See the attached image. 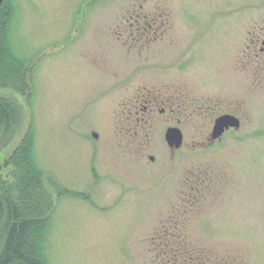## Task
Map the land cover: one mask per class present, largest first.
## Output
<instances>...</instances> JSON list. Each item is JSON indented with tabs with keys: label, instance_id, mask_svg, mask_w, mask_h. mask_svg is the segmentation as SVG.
Wrapping results in <instances>:
<instances>
[{
	"label": "rangeland",
	"instance_id": "1",
	"mask_svg": "<svg viewBox=\"0 0 264 264\" xmlns=\"http://www.w3.org/2000/svg\"><path fill=\"white\" fill-rule=\"evenodd\" d=\"M262 1H2L1 196L45 264H264ZM230 110L245 127L211 142Z\"/></svg>",
	"mask_w": 264,
	"mask_h": 264
},
{
	"label": "trees",
	"instance_id": "2",
	"mask_svg": "<svg viewBox=\"0 0 264 264\" xmlns=\"http://www.w3.org/2000/svg\"><path fill=\"white\" fill-rule=\"evenodd\" d=\"M2 50L0 58L8 56L5 42ZM13 116L9 103L0 98V127L11 125ZM26 151L24 148L21 157L26 155ZM41 226L38 218L29 217L19 204L1 196L0 179V264H45L33 238Z\"/></svg>",
	"mask_w": 264,
	"mask_h": 264
},
{
	"label": "flooded vegetation",
	"instance_id": "3",
	"mask_svg": "<svg viewBox=\"0 0 264 264\" xmlns=\"http://www.w3.org/2000/svg\"><path fill=\"white\" fill-rule=\"evenodd\" d=\"M257 5L258 6L255 7H259L260 9L253 10L256 11L254 15L257 17L255 21V28H251L249 31L252 38L246 42L242 53L243 62H245L242 74H244L245 77H249L254 90L264 95V1H262V3H258ZM143 109L147 110V106L144 105ZM241 111H245V106H243ZM226 114L236 117L239 121L238 125H230L228 128L224 129L219 137H213L214 125L217 120L215 119L211 130V142H215L224 136H228L233 131H241L243 127H245L246 123L244 121L242 122V118L237 112L230 110L228 113L226 112Z\"/></svg>",
	"mask_w": 264,
	"mask_h": 264
},
{
	"label": "water",
	"instance_id": "4",
	"mask_svg": "<svg viewBox=\"0 0 264 264\" xmlns=\"http://www.w3.org/2000/svg\"><path fill=\"white\" fill-rule=\"evenodd\" d=\"M3 0H0V5ZM238 119L232 115L225 114L217 118L214 130L213 137H219L225 128H228L230 125H238ZM166 140L170 147H179L182 144L183 136L180 129L176 127H170L166 132Z\"/></svg>",
	"mask_w": 264,
	"mask_h": 264
}]
</instances>
